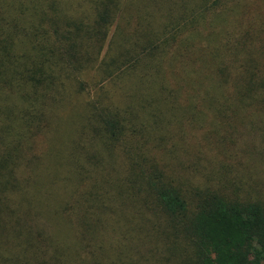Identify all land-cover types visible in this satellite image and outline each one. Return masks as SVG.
<instances>
[{
	"label": "trees",
	"instance_id": "trees-1",
	"mask_svg": "<svg viewBox=\"0 0 264 264\" xmlns=\"http://www.w3.org/2000/svg\"><path fill=\"white\" fill-rule=\"evenodd\" d=\"M87 1L0 0V264H264V0Z\"/></svg>",
	"mask_w": 264,
	"mask_h": 264
},
{
	"label": "rangeland",
	"instance_id": "rangeland-1",
	"mask_svg": "<svg viewBox=\"0 0 264 264\" xmlns=\"http://www.w3.org/2000/svg\"><path fill=\"white\" fill-rule=\"evenodd\" d=\"M81 1H82V0H80V2H81ZM86 1H87V0H86ZM102 1H103V0H88L87 3H88V2H92V3H93V2H97V3L101 2V3H102ZM92 3H91V4H92ZM97 3H93V4L97 5ZM88 4H89V3H88ZM74 8H75V7H74ZM75 10H76L77 13H79L80 15L83 14L82 9H80V8L77 9V8H76ZM104 48H106V46H105ZM104 50H105V49H104ZM103 52H104V51H103ZM90 89H92V88H90Z\"/></svg>",
	"mask_w": 264,
	"mask_h": 264
}]
</instances>
